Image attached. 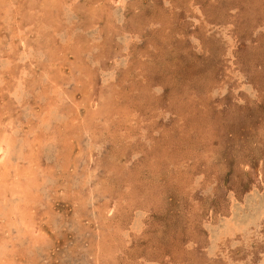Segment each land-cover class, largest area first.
<instances>
[{"label":"rangeland","instance_id":"obj_1","mask_svg":"<svg viewBox=\"0 0 264 264\" xmlns=\"http://www.w3.org/2000/svg\"><path fill=\"white\" fill-rule=\"evenodd\" d=\"M0 264H264V0H0Z\"/></svg>","mask_w":264,"mask_h":264},{"label":"bare ground","instance_id":"obj_2","mask_svg":"<svg viewBox=\"0 0 264 264\" xmlns=\"http://www.w3.org/2000/svg\"><path fill=\"white\" fill-rule=\"evenodd\" d=\"M48 1H50V0H48ZM48 11V10H47ZM26 30V29H25ZM14 95H15V93H14ZM6 140V139H5ZM4 144V143H3ZM8 147V146H7ZM9 153V152H8ZM7 157V156H6ZM4 158V157H3ZM25 159V158H24ZM13 167V166H12ZM6 179V178H5ZM14 196V195H13ZM22 222V221H21Z\"/></svg>","mask_w":264,"mask_h":264}]
</instances>
